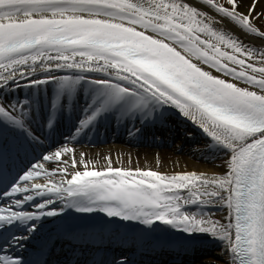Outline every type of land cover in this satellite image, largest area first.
Returning <instances> with one entry per match:
<instances>
[{
	"label": "snow or ice",
	"instance_id": "obj_1",
	"mask_svg": "<svg viewBox=\"0 0 264 264\" xmlns=\"http://www.w3.org/2000/svg\"><path fill=\"white\" fill-rule=\"evenodd\" d=\"M260 21L264 0H0V264H48L47 244L34 261L21 253L65 209L144 231L166 225L183 235L158 246L177 254L209 236L223 246L224 264H264V47L237 34L264 45ZM20 88L30 90L24 99L15 96ZM173 109L210 138L207 149L225 152L223 175L112 167L110 157L89 170L66 145L11 174L10 164L45 148L37 132H55L65 113L72 141L113 121L137 137L165 128ZM49 162L59 167L50 172ZM78 164L85 170L68 173ZM211 208L226 211L223 222ZM66 239L67 264H81L77 248L91 236Z\"/></svg>",
	"mask_w": 264,
	"mask_h": 264
},
{
	"label": "bare ground",
	"instance_id": "obj_2",
	"mask_svg": "<svg viewBox=\"0 0 264 264\" xmlns=\"http://www.w3.org/2000/svg\"><path fill=\"white\" fill-rule=\"evenodd\" d=\"M198 0H193V3H197ZM225 27L228 30H232V26L230 24H226ZM238 35H241V38L245 40L246 43H253L258 47H264V45H261L259 40L252 39L250 37H247L243 34L237 33ZM205 70L207 69V66H205ZM217 74V73H213ZM21 83H25V81H21ZM23 88H20L18 92H20ZM82 95V93H81ZM81 102L83 100L81 99ZM170 116L173 119H177L181 125L187 127V129L194 131L197 133V136L203 138L205 141L210 143V138L207 137L198 127H196L194 124H192L190 121H186L183 119L179 114L178 110H170ZM107 131L109 136H113L116 132L117 135H128L126 129L123 126L118 127L115 122L107 123ZM130 127V125H129ZM151 130H157L160 129L159 126L156 128H151ZM150 129H146L144 133H142L139 137L143 140L148 136H146L147 132L150 131ZM189 134V133H187ZM129 136V135H128ZM145 137V138H144ZM136 138V137H135ZM190 140H194L192 135H186L185 142L187 143ZM169 141V140H168ZM66 144L60 143L55 145L53 148L47 149V152H51L59 148L60 146H64ZM67 147L71 148L75 152V156L77 160H79L81 154H83V159L86 162H91L89 164V170L92 169L94 166L97 170H102L105 167H107V160L106 158L110 157L112 160V167H123L126 169H136L140 168L142 170H153V171H159L163 174L167 175H175L178 173L183 172H197L198 174L203 173L206 176H215V175H223L226 171V164L225 161L228 159V156L225 154V152H215L213 150H209L206 148V146L201 147L197 151H192L188 149H184L183 146L175 147L173 148L174 154L170 156V158L166 159L165 156H163V152H159L157 150H142L143 154L140 155V149L138 148H125L119 144H116L114 142H108L104 145L96 146V147H90L83 144H69L66 145ZM183 154V155H182ZM70 161V157H66ZM216 159L215 163H208L209 160ZM37 162H40L37 161ZM45 167L48 169V171H52L54 169H57L59 166L55 162H49L45 163ZM74 170L84 171L85 167L83 165L78 164L76 166V169H73L71 166L67 168L68 173H72ZM70 178V175L65 177V179ZM60 176H55L52 178V181H47L43 178H40L37 180L38 183L41 184H49L51 182H55L60 180ZM59 201H57L58 203ZM212 209H206V211H211ZM198 209L195 206H189L186 208V211L188 212H196ZM217 210V209H216ZM219 219L221 220L222 216L226 215V211L222 212L219 211ZM221 222H223L221 220ZM158 229V232L163 235L164 237H169V239H177L180 237L181 233H178L172 229H170L166 225H159L155 228V230ZM150 232L148 231L147 235H150ZM158 233V234H159ZM145 244L148 242L147 238H144ZM212 248H215L214 250H211ZM202 250H210V254L195 261L192 264H224V260L228 259L227 257H224V259H220L223 252V246L216 240H213L209 236H201L196 243L195 250L193 251V255L196 254L198 251Z\"/></svg>",
	"mask_w": 264,
	"mask_h": 264
},
{
	"label": "rangeland",
	"instance_id": "obj_3",
	"mask_svg": "<svg viewBox=\"0 0 264 264\" xmlns=\"http://www.w3.org/2000/svg\"><path fill=\"white\" fill-rule=\"evenodd\" d=\"M221 2H223V0H221ZM260 24H264V21H260ZM193 134H194V137H195L196 133L193 132ZM207 144H208V142L205 141L203 138L195 137L194 140H191L190 142L186 143L184 146L188 150L197 151L201 147L206 146ZM162 150H163V156H165L166 159L170 158V156H172V154H174V152L172 150H168L166 148H164ZM142 154H143V151L141 150L140 151V155H142ZM215 160L211 159V160L208 161V163H215L214 162ZM210 213L212 215V219H214V220L219 219L218 210H211Z\"/></svg>",
	"mask_w": 264,
	"mask_h": 264
}]
</instances>
